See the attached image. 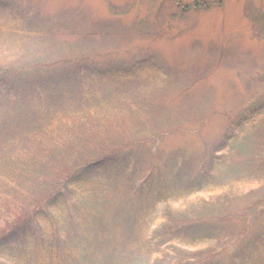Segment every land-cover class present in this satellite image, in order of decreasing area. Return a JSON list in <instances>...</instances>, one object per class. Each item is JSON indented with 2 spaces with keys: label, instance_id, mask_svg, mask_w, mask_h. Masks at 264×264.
<instances>
[{
  "label": "rangeland",
  "instance_id": "rangeland-1",
  "mask_svg": "<svg viewBox=\"0 0 264 264\" xmlns=\"http://www.w3.org/2000/svg\"><path fill=\"white\" fill-rule=\"evenodd\" d=\"M140 63L155 68L143 73ZM49 64L62 75L127 71L125 80L102 81L93 101L121 127L80 154L122 144L120 155L132 159L180 156L190 181L206 167L198 193L172 188L167 178L177 195L156 216L168 206L178 220H201L196 234L224 221L235 246L224 244L205 264H231L260 234L245 264H264V0H0V72L23 69L29 79L31 69ZM255 112L254 124L237 126ZM229 134L232 147L213 153ZM79 223L64 231L83 242Z\"/></svg>",
  "mask_w": 264,
  "mask_h": 264
},
{
  "label": "trees",
  "instance_id": "trees-1",
  "mask_svg": "<svg viewBox=\"0 0 264 264\" xmlns=\"http://www.w3.org/2000/svg\"><path fill=\"white\" fill-rule=\"evenodd\" d=\"M142 63L143 73L155 68ZM55 67L37 65L29 79L23 69L0 72V264H205L209 255L225 250L224 244L233 248L222 220L196 234L201 220H178L168 206L156 216L157 206L177 195L172 188L198 193L207 180L206 167L194 169L192 176H198L190 181L180 156L164 162L151 152L132 159L120 155L122 144L92 158L80 154L121 127L106 121L95 103L101 99V82L125 80L127 71L102 70L96 77L91 69L62 75ZM257 115L250 113L237 126L245 120L254 124ZM231 137L213 153L232 147ZM47 208L61 215L62 225L56 226ZM78 220L83 242L64 231ZM252 237L231 264H245L252 254L245 249L256 246L262 235ZM240 240L236 243L246 238ZM177 254L182 259L173 261Z\"/></svg>",
  "mask_w": 264,
  "mask_h": 264
}]
</instances>
